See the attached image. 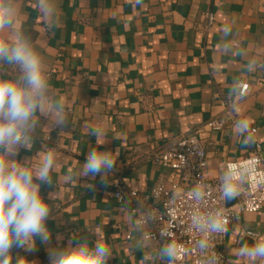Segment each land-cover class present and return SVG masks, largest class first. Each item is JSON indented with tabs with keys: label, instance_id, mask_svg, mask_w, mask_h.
I'll use <instances>...</instances> for the list:
<instances>
[{
	"label": "crops",
	"instance_id": "obj_1",
	"mask_svg": "<svg viewBox=\"0 0 264 264\" xmlns=\"http://www.w3.org/2000/svg\"><path fill=\"white\" fill-rule=\"evenodd\" d=\"M62 23L49 30L37 0H18L17 28L31 34L48 67L53 93L63 99L69 121L61 130L41 120L32 151L21 149L16 159L29 158L37 167L48 148L58 163L53 184L42 185L53 214L47 221L48 244L36 242L26 253L36 264H49V248L69 239L105 241L113 257L109 264H150L133 245L130 203L120 204L114 184L147 192L179 175L156 165L153 156L183 136L199 133L205 147L210 178H218L227 162L251 156L252 140L229 124L221 131L206 125L226 110L217 98L234 100L235 112L246 130L257 128L255 139L264 146V0H56ZM214 15L209 22L208 14ZM231 26L221 51L224 27ZM242 53V54H241ZM255 60L256 67L246 65ZM16 69H9V77ZM248 82L241 100L232 95L234 82ZM99 128L103 135L90 134ZM47 137L51 140L47 141ZM92 149L117 157L106 182L100 175L81 177ZM236 207L234 198L227 201ZM242 231L264 234V208L243 214L231 225L221 250L226 264H245L239 249L255 239ZM127 235L131 239L127 240ZM146 241V249L158 248ZM23 264V261H22ZM160 264V261H155Z\"/></svg>",
	"mask_w": 264,
	"mask_h": 264
},
{
	"label": "clouds",
	"instance_id": "obj_2",
	"mask_svg": "<svg viewBox=\"0 0 264 264\" xmlns=\"http://www.w3.org/2000/svg\"><path fill=\"white\" fill-rule=\"evenodd\" d=\"M143 4V0H135ZM39 13L44 17L49 30L62 23L56 0H37ZM21 16L18 0H0V264H36L27 255H15L14 248H23L26 253L36 249V242L48 244L51 231L47 221L52 216L49 203L54 192L47 198L42 194V185H52V171L58 163L53 148H48L37 167H33L29 158L18 160L21 149L32 151L37 129L41 120H46L52 129H63L69 121V110L63 99L56 96L50 86L48 67L34 44L30 33L17 28ZM231 26L226 25L221 44L224 54H231L233 48L227 44ZM242 54V53H241ZM256 67V61H249L247 71ZM16 69V75L9 77V69ZM239 79L234 82L232 95L236 100L243 99ZM235 104H233V107ZM241 132L246 126L238 121L236 125ZM90 134L96 138L103 135L99 128L92 129ZM250 138L245 140L249 143ZM112 151L92 149L79 170L81 177L100 175L106 182L113 170L117 157ZM245 172H237L229 167L221 177V199L225 202L236 198L239 193L237 183L243 184ZM197 185L193 193L197 202L205 197L204 188ZM159 201V197L155 196ZM175 201L173 196L172 202ZM140 213L143 225L156 222L162 215L158 209L140 202L132 216ZM225 215L223 209L208 212L205 216L197 215L193 226L201 233L202 238L196 242L202 264H214L215 256L209 255V241L214 234L224 229ZM132 228L139 233L133 238V245L144 253V260L155 264H175L177 245L172 240L173 233L166 228L159 229L160 245L156 249L145 250L146 241L141 223H133ZM239 255L245 264H264V237L254 240L251 245L245 244L239 249ZM49 264H109L113 257L112 248L102 240L89 242L87 238L72 237L62 247L49 248Z\"/></svg>",
	"mask_w": 264,
	"mask_h": 264
},
{
	"label": "built area",
	"instance_id": "obj_3",
	"mask_svg": "<svg viewBox=\"0 0 264 264\" xmlns=\"http://www.w3.org/2000/svg\"><path fill=\"white\" fill-rule=\"evenodd\" d=\"M209 22L214 20L212 13L208 14ZM241 91L245 97L249 91L248 82H241ZM217 101L225 108L226 113L221 118L210 120L206 127L211 131H221L229 124L238 131L236 126L240 121L233 107L234 100L217 98ZM252 140L253 152L251 156L227 162L218 178H210L208 175V164L205 147L200 134L183 136L168 148L156 153L152 161L165 169L179 175L177 181L161 183L147 192H139L128 188L122 181L114 184V195L116 200L122 204L125 201L130 203V214L140 206V202L151 205L162 214L156 222L143 225L140 213L132 216L133 223H141L145 241L155 242L160 245L159 229L166 228L173 233L172 240L177 245V258L175 264H202V257L196 248V242L202 238L201 233L193 226V219L205 216L208 212H216L223 209L225 215L221 217L224 221L222 232L214 234L209 241V255L215 256L214 264H226V256L221 250L225 244L230 227L235 222L242 220L243 214H255L264 208V146L255 139L257 128L243 131ZM242 132V133H243ZM51 138L47 137V141ZM233 167L237 172H245L246 179L243 184L237 183L239 195L236 207H229L227 202L221 199L220 187L221 177L225 171ZM207 186L204 188L205 197L197 202L193 189L197 185ZM155 196L159 197V201ZM173 196L175 201L172 202ZM240 236H248L253 239L264 237L258 232L242 231ZM127 240L131 235H127Z\"/></svg>",
	"mask_w": 264,
	"mask_h": 264
}]
</instances>
